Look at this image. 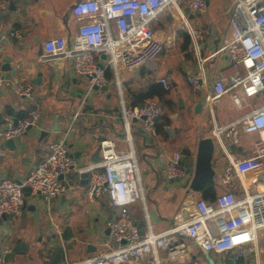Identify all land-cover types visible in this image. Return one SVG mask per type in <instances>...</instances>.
Segmentation results:
<instances>
[{"label": "crops", "instance_id": "obj_1", "mask_svg": "<svg viewBox=\"0 0 264 264\" xmlns=\"http://www.w3.org/2000/svg\"><path fill=\"white\" fill-rule=\"evenodd\" d=\"M14 1L17 2L13 12L0 21L3 49L0 61L3 56H10V66H19L15 72L19 83L15 85L8 73L0 71V128L9 121L13 122L15 117L17 120L24 118L34 110H40L41 116L25 135L13 139V150L3 145L5 140H0V175L13 180L26 176L39 162L41 152L66 133L75 168L95 163L91 158L96 153L100 159L99 144L103 140L112 141L116 151H124L127 145L112 80L105 89L88 91V79L74 74L70 61L44 58L43 44L47 40L64 36L69 43L74 37L79 24L73 20L71 7L78 0ZM188 1L183 0L178 5L181 13L175 8L173 12L166 11L162 14L165 15L164 20L161 15L152 24L155 37L167 44L164 50L155 59L121 74L130 105L140 106L146 100H154L161 108L162 117L156 121L161 126L158 130L156 128V137L145 133L141 122L135 121L131 126L132 145L148 175L144 179L141 175L146 198H153L155 194L158 197L160 192L166 196L155 210L147 199L156 232L165 230L179 212L187 217L198 199L209 202L202 198L200 191H187L182 187L183 183H170L164 177L166 157L179 153L185 157L181 163L186 168L185 165L194 158L199 139L212 138L215 143L212 166L216 198L226 192L241 198L245 193L264 190V158L263 167L242 180L231 166L235 160L253 155L258 135H243L227 129L216 136L213 131V125L225 127L245 114L248 108H237L228 95L214 103L211 111L203 103L207 87L216 77H229L243 71L242 66L233 64L226 54L219 52V48L232 36L229 27L232 0H225L227 4H222L212 14L208 8L209 0L204 14L192 12L187 6ZM8 5L9 2L4 0L0 10H6ZM175 20L181 24L174 28ZM11 26L15 28L19 45L26 44L27 48L18 51L5 44L6 32ZM20 31L25 33L23 38L19 37ZM185 35L190 39L187 45ZM200 68L206 79L203 87L196 90L189 85L187 77ZM38 73H41V79L37 84ZM162 77L169 82L168 91L158 83ZM27 83L33 88L31 98H19L15 88ZM149 88L158 92L160 97L137 101L138 95L146 93ZM198 102L203 107L196 113L194 106ZM259 103L258 98L245 100L249 106ZM86 105L93 110L83 112ZM78 110L79 114L74 118ZM76 153L79 158L75 157ZM161 157L163 166L158 171ZM80 175L75 170L70 172L64 179L65 191L50 201L24 192L25 208L21 216L0 218V256L4 264H77L115 248L107 222L116 217V210L105 197L89 201L85 195L87 181L81 184ZM129 213L144 232L139 203L132 204ZM19 243L26 244V250L4 261V256ZM184 243L188 259L197 264H230L238 253L241 255L240 264H264V229L258 232L251 251L206 252L188 239H184Z\"/></svg>", "mask_w": 264, "mask_h": 264}, {"label": "built area", "instance_id": "obj_2", "mask_svg": "<svg viewBox=\"0 0 264 264\" xmlns=\"http://www.w3.org/2000/svg\"><path fill=\"white\" fill-rule=\"evenodd\" d=\"M182 1L78 0L71 7L73 20L79 24L72 40L68 43L64 36H60L43 44L44 58L70 61L73 73L88 79V91L106 87L112 80L127 148L118 152L112 141L103 140L99 144L100 159L88 166L75 168L66 133L41 152L39 162L26 176L13 180L0 175V215L21 216L25 208L24 188H29L32 195H40L50 201L65 191L67 174L73 170L77 174L86 172L87 199L93 201L105 197L116 210V217L107 222L115 248L77 264H197L188 259L184 239L206 252L251 251L258 232L264 229V190L245 193L241 198L226 192L219 195L214 203L198 199L187 217L179 212L165 230L156 232L153 228L138 158L132 145L131 126L135 121L141 122L143 131L156 137L155 123L161 108L154 100L132 107L125 95L121 74L155 59L164 50L167 44L155 37L152 24L170 6L181 13L178 5ZM3 4L4 0H0V7ZM207 5V0L187 2L188 8L198 14H204ZM229 27L232 36L219 48V52L226 54L233 64L242 66L243 71L229 77H216L207 87L203 103L211 111L214 103L228 95L237 108H248L245 114L225 127L213 125L216 136L227 129L243 135H258L253 155L232 162V169L242 180L263 167L264 0H232ZM205 79L200 68L187 77V82L199 90ZM158 83L164 91L170 89L166 78H159ZM32 91L30 83L15 88V94L24 99L31 98ZM255 98L260 100L259 105L245 104L246 99ZM38 120L39 113L34 110L15 124L9 121L0 128V140L22 137ZM180 158L177 152L166 157V180H185L188 177L187 168ZM135 203H139L143 214L144 232L129 213V207ZM239 256L240 253L232 258L230 264H240ZM0 264H4L1 256Z\"/></svg>", "mask_w": 264, "mask_h": 264}, {"label": "water", "instance_id": "obj_3", "mask_svg": "<svg viewBox=\"0 0 264 264\" xmlns=\"http://www.w3.org/2000/svg\"><path fill=\"white\" fill-rule=\"evenodd\" d=\"M9 2L8 7L6 10H0V21L2 19L8 18L9 14L13 12L15 8V3L17 1L14 0H7ZM15 33V28L14 26H11L9 30L6 32V38L4 39L5 44L7 46H13L15 47L18 51H21L23 48H27L26 44H20L19 45V38L14 34ZM25 36V33L23 31L19 32V37L23 38ZM1 38V34H0ZM3 49L0 44V54L2 53ZM41 52H39L40 54ZM102 58L105 59V56L102 55ZM11 62V57L10 56H3L2 60L0 61V71L8 73L9 77L13 78V82L15 85H17L19 82L15 78V72L16 70H19V66H10ZM8 78V76L6 77ZM41 79V73L37 74V79L36 82L37 84L39 83ZM97 89V88H94ZM102 89H105L103 87ZM203 107V104L201 102H198L194 106V111L196 113H199ZM93 110L91 106L86 105L85 108L83 109V112ZM17 121L16 117L13 119V123L15 124ZM166 131L169 133L170 130L166 129ZM3 145L7 147L9 150L14 149V140L13 139H8L5 140ZM215 150V143L212 138H202L199 139L196 145L195 153L193 154L194 158L193 160L186 164V168L188 169V177L185 180H182L181 178H177L174 181H169L170 183L176 182V183H183L182 187L186 189L187 191L191 192H199L200 191V186L201 182L205 179H213L214 177V170L212 166V158H213V153ZM178 152L181 151V149L177 150ZM163 154V153H162ZM76 158H79V154H75ZM91 160L93 162H97L99 160V154L96 153L92 156ZM181 162L185 161V157L182 156L180 158ZM150 165V164H149ZM163 166V158L161 157L159 159V167L158 171L162 170ZM69 175V174H67ZM62 179V177H60ZM80 183L85 184L87 181V173H81L80 175ZM24 192H30L29 188H24ZM1 219H6L5 215H0ZM26 244L19 243L17 246H14L9 253H7L4 256V261L7 260V257L13 258L15 255L22 254L24 250H26Z\"/></svg>", "mask_w": 264, "mask_h": 264}, {"label": "rangeland", "instance_id": "obj_4", "mask_svg": "<svg viewBox=\"0 0 264 264\" xmlns=\"http://www.w3.org/2000/svg\"><path fill=\"white\" fill-rule=\"evenodd\" d=\"M225 6L227 3H226V1L225 0H209V12H211V14L212 13H215L216 12V9L218 8V7H221V6H223V5ZM173 11H175V9H174V7L173 6H170L168 9H167V12H173ZM166 13V12H165ZM164 14V13H163ZM163 16V15H162ZM161 16V17H162ZM165 16V15H164ZM164 16L161 18L162 20H164ZM177 18H179L178 16H177ZM180 20H182V18L180 19ZM183 21V20H182ZM175 22V26H174V28L175 27H177V25L178 24H181L179 21H177V20H175L174 21ZM185 27H186V25H185ZM42 106V108H46V106H44V105H41ZM38 113H39V118H40V110H38ZM178 120H179V118H178ZM175 122H177V120H175ZM138 158V157H137ZM138 166H139V172H140V174L143 176V179L144 178H146L148 175H147V172L145 171V169H144V164H143V162H142V160H141V158L139 157L138 158ZM170 196H172V195H170ZM164 198H166V196L163 194V193H159L158 194V197H157V194H155L154 195V197L152 198V197H149V196H147V199L149 200V202L150 203H152V207H153V210H155L156 209V206L157 205H159V202H162V200H164ZM158 207V206H157Z\"/></svg>", "mask_w": 264, "mask_h": 264}, {"label": "trees", "instance_id": "obj_5", "mask_svg": "<svg viewBox=\"0 0 264 264\" xmlns=\"http://www.w3.org/2000/svg\"><path fill=\"white\" fill-rule=\"evenodd\" d=\"M184 40H185L186 45H187V43L190 42L188 35H185ZM154 96L160 97V94L158 92H156L153 88H151V89L149 88V90L146 93L138 95L136 100L140 101L142 99L152 98ZM131 105H132V107L135 106L134 103H132ZM161 117L162 116L160 114L159 119H161ZM159 126H161V125H159ZM159 126L157 125V123H155V127L157 128V130L159 129ZM214 187H215V183H214L213 179L203 180L201 182V186H200V193L202 194V198L205 200H208L209 202H214L216 199Z\"/></svg>", "mask_w": 264, "mask_h": 264}]
</instances>
